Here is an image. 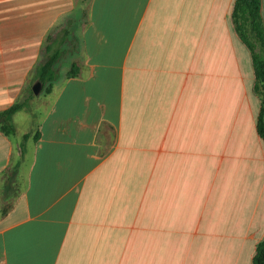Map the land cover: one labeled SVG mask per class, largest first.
Returning a JSON list of instances; mask_svg holds the SVG:
<instances>
[{
	"label": "crops",
	"instance_id": "crops-1",
	"mask_svg": "<svg viewBox=\"0 0 264 264\" xmlns=\"http://www.w3.org/2000/svg\"><path fill=\"white\" fill-rule=\"evenodd\" d=\"M235 1L0 0V113L59 54L0 128V264H253L264 140Z\"/></svg>",
	"mask_w": 264,
	"mask_h": 264
},
{
	"label": "trees",
	"instance_id": "trees-1",
	"mask_svg": "<svg viewBox=\"0 0 264 264\" xmlns=\"http://www.w3.org/2000/svg\"><path fill=\"white\" fill-rule=\"evenodd\" d=\"M232 20L237 33L251 50L256 78L254 89L261 100L257 129L264 140V26L261 15V0H236ZM58 59V53L49 54L38 68L37 79L42 82L43 88L55 79L54 65ZM75 73L76 69L74 67L70 74ZM34 97L33 89L29 88L20 101L0 113V128L5 134L10 135L15 132L13 115L21 110L29 109L30 101ZM30 136L31 134L27 133L23 137L21 143L23 153L26 148L25 143ZM253 264H264V239L256 246Z\"/></svg>",
	"mask_w": 264,
	"mask_h": 264
},
{
	"label": "rangeland",
	"instance_id": "rangeland-1",
	"mask_svg": "<svg viewBox=\"0 0 264 264\" xmlns=\"http://www.w3.org/2000/svg\"><path fill=\"white\" fill-rule=\"evenodd\" d=\"M19 118L21 119V121H23V123L26 125V127H28V128L31 127L28 114L23 112V113L19 114L18 119ZM22 142H23V140H22Z\"/></svg>",
	"mask_w": 264,
	"mask_h": 264
},
{
	"label": "water",
	"instance_id": "water-1",
	"mask_svg": "<svg viewBox=\"0 0 264 264\" xmlns=\"http://www.w3.org/2000/svg\"><path fill=\"white\" fill-rule=\"evenodd\" d=\"M42 89V82L38 81L33 85V92L35 95H38Z\"/></svg>",
	"mask_w": 264,
	"mask_h": 264
}]
</instances>
